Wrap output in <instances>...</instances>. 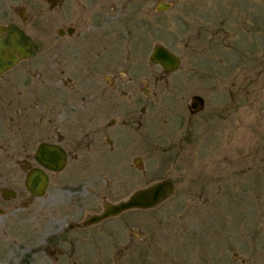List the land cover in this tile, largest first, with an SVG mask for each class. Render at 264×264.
<instances>
[{
  "label": "rangeland",
  "instance_id": "obj_1",
  "mask_svg": "<svg viewBox=\"0 0 264 264\" xmlns=\"http://www.w3.org/2000/svg\"><path fill=\"white\" fill-rule=\"evenodd\" d=\"M10 10L0 23L14 18L43 48L0 78V130L12 137L0 151V264H264V0H64L54 10L16 0ZM69 26L72 37L58 36ZM158 43L182 59L177 71L151 62ZM112 95L120 111H92ZM194 95L205 108L192 116ZM113 119V133L92 138L95 122ZM42 141L64 144L69 159L32 197L25 167L37 166ZM162 179L176 190L156 208L83 226ZM7 188L18 196L4 198Z\"/></svg>",
  "mask_w": 264,
  "mask_h": 264
},
{
  "label": "water",
  "instance_id": "obj_2",
  "mask_svg": "<svg viewBox=\"0 0 264 264\" xmlns=\"http://www.w3.org/2000/svg\"><path fill=\"white\" fill-rule=\"evenodd\" d=\"M54 3L51 2V6ZM168 2H160L158 10L165 11L170 8ZM6 35H0V74L9 67L15 66L20 60L29 59L35 50L41 48V44H34L32 37L15 24L3 27ZM150 60L153 64H160L167 72L176 71L182 63L181 58L171 49L163 44H156L153 47ZM205 107V99L201 95H194L190 100L189 110L191 113L201 112ZM35 159L42 167L32 168L26 180L27 189L36 197L43 196L49 185V174L51 171H62L67 162V154L63 147L57 144L42 142L35 153ZM142 160V159H141ZM176 185L173 181L163 179L139 188L131 193L127 198L119 202H105L103 211L91 214L84 222L83 226L98 224L107 218L118 216L131 209H152L175 193ZM8 193L15 197L13 190Z\"/></svg>",
  "mask_w": 264,
  "mask_h": 264
},
{
  "label": "flooded vegetation",
  "instance_id": "obj_3",
  "mask_svg": "<svg viewBox=\"0 0 264 264\" xmlns=\"http://www.w3.org/2000/svg\"><path fill=\"white\" fill-rule=\"evenodd\" d=\"M64 0H47V2H48V6H49V8L51 9V10H54L57 6H59L62 2H63ZM51 2H53L54 3V5L53 6H51ZM16 5V0H0V18L3 16V13H4V15H5V17H7V18H11L12 17V14H11V10H10V8H11V6H15ZM2 9L4 10V12H2ZM21 11L22 12H25V10L24 9H21ZM20 17L23 19V20H26V15L25 14H23V13H20ZM10 24H15V25H17V26H19L16 22H15V19L13 18V19H10L7 23H5V24H1L0 23V35H6V30H3V27H7V26H9ZM21 29H23L21 26H19ZM25 32H26V34L27 35H29L30 37H32L25 29H23ZM76 32V27H74V26H69V27H67V28H60L59 30H58V36H60V37H64V35L65 34H68L69 36H73V34ZM71 36V37H72ZM33 38V37H32ZM33 40H34V38H33ZM36 43H39V42H35V40H34V44H36ZM95 45H96V47H95V49L93 50L94 52H93V54H91V58L94 60V57H104V56H106V53H105V51H106V49H108L109 47H112V40H111V38L109 37L107 40H106V42H104L103 40L101 41V42H99V41H97L96 43H95ZM43 48V45L41 44V48L39 49V50H41ZM39 50H35L34 51V54H33V56L35 55V53H37V52H39ZM32 56V57H33ZM31 57V58H32ZM30 58V59H31ZM24 60H28V59H24ZM23 59L22 60H20L16 65H18L21 61H24ZM12 66V67H9L6 71H4L2 74H0V78H2V77H4L6 74H8V73H12L14 70H16V67L17 66ZM154 65H159V66H161L160 64H154ZM163 70L165 71V73H167V74H170V73H168L164 68H163ZM96 82H98L99 80L98 79H96L95 80ZM147 97L148 98H150L151 97V95L149 94V95H147ZM104 98V97H103ZM100 99L99 100V98H97L96 97V99H95V103H94V101L92 102V111L94 112V113H97L98 111H99V108L100 107H108V109L109 110H115V111H120L121 109H122V107L124 106V103H123V101H121V100H119L118 99V97H117V95H112V96H109V97H106V98H104V99ZM137 104H136V102H133V105L131 106L132 107V110L133 111H135L136 109H138V111L140 110L141 111V113L142 114H144L145 112H146V107L144 106V105H142L141 107H138V106H136ZM188 107H189V104H188ZM197 113H191V115L192 116H194V115H196ZM6 115V112H0V118H5L6 119V121L4 122L5 124H7L8 125V122H7V116H5ZM140 120V119H139ZM1 121H3V120H1ZM1 121H0V125H1ZM95 121H97V119L95 120ZM95 126H94V128H95V130L92 132V135H93V137L92 138H96L100 133H102V134H104L105 132H107V131H110V132H112L113 133V131L111 130V127H114V126H117L118 125V123L116 122V120L115 119H113L112 120V122L111 123H109V124H103V125H101L100 123H98V122H95ZM125 124H127L126 122H123V123H121V125L122 126H125ZM14 126H16V125H14ZM13 126V127H14ZM16 131L17 130H15V129H13V134H16ZM1 133H4L5 135H4V137H1ZM11 139H12V137H11V133L9 132V133H7V132H2L1 130H0V151H4V152H6V151H8V149H9V146L8 145H4L3 144V142H2V140L6 143V142H11ZM107 140H108V142L111 144V145H113V140L112 139H110V138H107ZM95 141H96V139H95ZM42 142H47V143H52V144H57V145H60L61 147H63L64 148V150H65V152H66V154H67V162H66V166H67V164H68V159H69V151L67 150V148H66V146L64 145V144H62V143H57V142H49V141H42ZM41 142V143H42ZM97 144V143H96ZM5 149V150H4ZM111 149H114L113 147L111 148ZM1 156V155H0ZM8 157V155L6 156V158ZM5 158V157H4ZM34 159H35V154H34ZM142 159V157H137V159H136V165H139L140 164V162L142 161L141 160ZM0 160H2V157H0ZM35 161H36V163H37V166H33V167H30V166H28V165H26V169H27V174H26V180H27V175H28V173H29V171L32 169V168H34V167H42V165L39 163V162H37V160L35 159ZM66 166H65V168H66ZM65 168L62 170V171H64L65 170ZM46 171L48 172V174H49V178H50V180H49V185H50V181H51V175L52 174H55V173H59V172H57V171H51V170H49V169H46ZM62 171H60V172H62ZM26 180H25V182H26ZM26 185V184H25ZM49 185H48V188H49ZM26 188H27V186H26ZM48 188H47V190H48ZM11 190H13L14 192H16V196L15 197H13V196H11L9 193H8V191H11ZM28 190V189H27ZM29 191V190H28ZM47 192V191H46ZM29 193L31 194V196L32 197H36V196H34L30 191H29ZM46 194V193H45ZM2 196L4 197V198H6V199H15L17 196H18V193H17V191L16 190H14V189H12V188H7V189H3L2 190ZM0 212H2V210L0 209ZM107 220V219H106ZM103 222V221H102ZM95 225V224H94ZM85 227V226H84Z\"/></svg>",
  "mask_w": 264,
  "mask_h": 264
},
{
  "label": "bare ground",
  "instance_id": "obj_4",
  "mask_svg": "<svg viewBox=\"0 0 264 264\" xmlns=\"http://www.w3.org/2000/svg\"><path fill=\"white\" fill-rule=\"evenodd\" d=\"M2 153H4V151H1Z\"/></svg>",
  "mask_w": 264,
  "mask_h": 264
}]
</instances>
